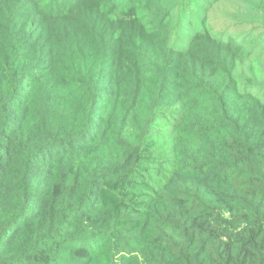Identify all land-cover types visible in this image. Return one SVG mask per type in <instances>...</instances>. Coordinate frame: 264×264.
<instances>
[{"label": "trees", "instance_id": "trees-1", "mask_svg": "<svg viewBox=\"0 0 264 264\" xmlns=\"http://www.w3.org/2000/svg\"><path fill=\"white\" fill-rule=\"evenodd\" d=\"M220 1L0 0V264H264V4Z\"/></svg>", "mask_w": 264, "mask_h": 264}, {"label": "rangeland", "instance_id": "rangeland-1", "mask_svg": "<svg viewBox=\"0 0 264 264\" xmlns=\"http://www.w3.org/2000/svg\"><path fill=\"white\" fill-rule=\"evenodd\" d=\"M248 1L250 2L249 8H251L253 5L261 6L264 4V0H224L214 4L212 10L215 12V17L218 18L219 21H226V19L228 21H235L239 15L245 12V6L249 3ZM262 9L263 8L259 9L260 15L264 12ZM225 28L226 25L223 26L222 30ZM230 29H234L231 32L237 37L238 40H247L246 47L248 48L250 46L248 42H251L252 40L258 41L260 39V34L262 33L260 30L255 29L253 25H244L241 28L242 30L237 29L236 27H231ZM259 29H262L264 32V25L260 26ZM261 38L264 39V36ZM263 46L264 43L259 44L257 42L255 50H252V54L249 53L247 60L240 64L238 76L242 79L243 84L253 85L250 89L264 99V89L261 90V87L257 85L253 79L258 72V67H256L258 65L257 55H259L260 48ZM258 60V62H260L262 58L258 57ZM254 66L256 67V71H254Z\"/></svg>", "mask_w": 264, "mask_h": 264}]
</instances>
